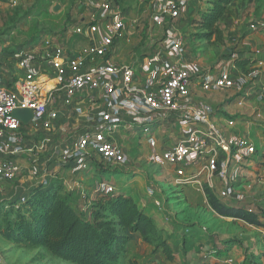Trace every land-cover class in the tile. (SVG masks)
<instances>
[{
    "label": "built area",
    "instance_id": "2783aa9c",
    "mask_svg": "<svg viewBox=\"0 0 264 264\" xmlns=\"http://www.w3.org/2000/svg\"><path fill=\"white\" fill-rule=\"evenodd\" d=\"M89 5L96 10L91 21L73 29L86 39L80 47L58 39L46 40L39 49L18 48L0 39V179L13 181L26 170L10 156L36 153V146L27 150L23 143L28 134L43 132L41 152L47 144H55L56 130L73 126L75 133L56 145L52 158L61 166L85 170L95 156L103 165L126 164L129 154L116 141V133L120 127L142 126L151 162L198 168L197 175H208L210 187L214 176L220 179L222 197L241 199L236 185L244 182L251 160L262 151L249 137L230 138L213 120L208 104L192 101L196 80L205 90L243 85L230 64L209 73L197 63L183 61L184 39L174 22L192 14L193 6L188 0L153 1L155 22L168 24V29L162 47L137 66L115 59L127 29L118 0H91ZM251 72L260 76L257 69ZM82 106L86 111H80ZM15 109H29L30 120L24 123L15 117ZM170 119L178 122L184 135L160 149L154 128ZM49 163L42 167L43 184L48 183ZM28 171L36 173L32 168ZM179 177L178 184L197 176ZM26 201L22 196L19 205ZM248 210L255 212L252 207ZM0 264H4L1 256Z\"/></svg>",
    "mask_w": 264,
    "mask_h": 264
},
{
    "label": "rangeland",
    "instance_id": "374dc122",
    "mask_svg": "<svg viewBox=\"0 0 264 264\" xmlns=\"http://www.w3.org/2000/svg\"><path fill=\"white\" fill-rule=\"evenodd\" d=\"M126 1L127 4L124 5ZM153 1L118 0L127 22V37L120 41L114 54L117 61L122 63L142 62L148 54L150 55L162 47L163 30L167 28L168 24L159 25L155 22L152 10ZM190 1L193 8L196 9L195 13L182 16L174 22V25L184 39L183 49L186 56L193 60L194 58L204 57L203 64L209 66V73L218 71L224 65L230 64V66H233L237 58L236 53L242 52L250 56L256 54V48L261 51L264 50V27H261L264 26V0ZM55 2L62 5L59 11H54ZM90 2L91 0H0V39L7 41V43L16 44V46L23 44L28 47L42 46L46 40H54L56 37L66 42L67 31L70 28L86 25L91 21V16L96 10L89 5ZM219 3L225 6L226 11L217 21L215 32L209 34L203 27V16ZM252 25H255L258 29H252ZM255 38H260L262 43H256L258 39ZM245 47L248 49H245ZM144 55L145 57L141 59ZM250 68L251 70H259L260 76L263 74L262 78L259 76L256 79L257 82L264 81L262 67L253 66ZM201 70L206 72L202 67ZM241 72L237 70V77L241 76ZM252 86L255 85L252 84ZM257 89H260V92L264 94L262 85ZM245 101L249 100L245 99ZM252 101H255V99ZM258 104L263 113L264 105ZM90 108L92 109V106ZM80 111H86L84 106ZM75 131L76 129L68 124L61 129L62 134L55 135L57 137L55 139L64 141L70 138ZM34 134V143L38 146L41 138L37 136L36 132ZM115 139L127 149L128 162L121 167L101 165V168L103 171L114 172L116 174L115 178L122 177L119 179L121 186L130 184V191H127V193L131 194L134 200L139 203L140 199L143 198L146 184L149 185L150 182L158 183L162 168L149 160L151 149L142 126L120 127ZM59 143L60 141H57L55 144L45 147V151H41L38 155L39 160L44 159ZM93 165L97 166L96 162ZM87 170L88 172L93 171H90V168ZM15 185V183L2 184L0 190L5 187L10 189ZM246 187L247 195L257 191V195L253 197L254 201L256 199L264 200V183L251 184V182H248ZM167 190L166 196L171 198L173 189ZM2 202L0 203V256L3 258L4 264H73L53 256L45 248L35 246L32 238L25 232L29 224L34 227L31 214H28L27 210L26 215L15 211L6 212L1 207ZM173 202L176 204L177 212H179L178 216H174V218L180 220L183 218L184 221H179L180 224H188L191 227L197 224L198 228L203 231L202 235L208 236L211 234L213 237L226 235L236 241L245 242L243 236H246L245 233L249 234L250 232V228L244 223H240V221L228 220L231 222H226V219L208 211L200 216L195 209L185 207L181 195L176 196ZM33 209L34 207H30V213ZM195 220L198 223L193 222ZM185 240H187L186 243ZM192 242L191 235H184L185 248L183 249L185 253L192 252L194 247ZM239 246L242 248L245 243H241ZM244 251L245 257H248L249 251ZM154 259V250L152 251L148 246L133 242L128 245V252L124 258L125 264L151 263ZM154 262L156 264L166 263L164 258H156Z\"/></svg>",
    "mask_w": 264,
    "mask_h": 264
},
{
    "label": "crops",
    "instance_id": "0c3cea01",
    "mask_svg": "<svg viewBox=\"0 0 264 264\" xmlns=\"http://www.w3.org/2000/svg\"><path fill=\"white\" fill-rule=\"evenodd\" d=\"M188 3L192 5L190 0H188ZM54 4L56 5V2ZM126 4L127 1L124 5ZM74 27L67 31L68 36L66 38V42L70 47H80L86 43V39L80 35L74 34ZM58 39L60 38L56 37L53 41H57ZM255 39H258L256 43H262L260 38ZM12 45L18 48L31 49H39L43 46L37 45L28 47L23 44H19V46H16V44ZM251 45L253 44L251 43ZM245 49L248 48L245 47ZM236 57H247L253 59L252 63L249 67H247V71L236 67L235 63H233V67H235L236 72L237 70L242 71L241 76H239L243 78V85L241 89L228 88L205 90L200 84V81L196 80L191 87V98L193 102L198 104L206 103L212 108L213 120L226 135L230 138L238 135L249 137L257 144L262 153L251 160L250 166L246 169L244 174V182L236 185V190L243 194L241 199H236L232 196L222 197L220 195L222 186L220 179L217 176H214L212 178L213 187H210L207 185L208 175L206 173L197 175L198 168L172 166L166 162H162V160L157 163L152 162L162 168V173L160 174L158 183L150 182L149 185L146 184L142 195L143 198L140 199L139 203H137L155 220L156 225L163 229L165 239L173 248L174 259L169 260L161 249L155 251V247L153 245L144 243L138 235H135V238L131 239L129 244L133 242L150 247V249L155 252L154 260H156V258H164L166 262L165 264H264V214L260 211L261 206L264 205V200L262 199L260 201L256 199V201H254L255 199L253 197L257 195V191H253V194L250 195H247L245 191L248 182H251V184H255L257 182L259 184L264 183V112L262 113L258 107V103L264 105V94L260 92V89H257L261 85L264 88V81L260 80V82H257L256 79L259 77H254L251 74L252 72L250 68L251 66H259L264 70V50L261 51L256 48V54L254 55L248 56L240 52L236 53ZM182 58L183 61L187 63L196 61L194 63H197L206 72L209 71V66H204L203 64L204 57H200L198 59L194 58V60L190 59L186 56L184 50ZM260 61H262V63H259ZM262 76L263 74H261L260 78H262ZM252 84L255 86H252ZM248 97H255L251 98L252 100L255 99V101H252ZM245 99L249 101H245ZM154 130L160 149L165 146L167 147L173 145L184 135V129L173 119L167 120L165 124L161 126H156ZM36 133L37 136L41 138V140H39V147L34 143V133L28 134L23 141L27 150L36 146V153L27 151L20 155L16 154L10 156L16 163L21 164L24 168H26V170L21 175H18L13 181H4L0 179V186L2 184L5 185L6 183L16 184L13 188L9 189L8 187H5L0 190V203L5 199L16 200L22 196H26L29 191L35 189L39 185H47L52 179H62L66 187L65 189L71 191L74 190L83 196L90 195V198H95L96 195L99 194L115 195L121 193L131 196V194L127 193V191H130V184L121 186L119 184V179L122 177L115 178L114 176L116 174H114V172H107L106 170L103 171L101 168V165L103 164L100 162L98 156H95L90 164V171L93 170L91 172H88V168L85 170H75L69 164L61 166L57 159L56 161L52 158L54 148L45 156L44 159L39 160L38 155L41 153L39 150L42 147L43 132ZM59 133L62 134L61 130H56L52 134L54 136L53 138L55 143L57 141L61 142L60 139H55L57 138L55 135H58ZM50 145L51 144H47L45 147L47 148V146ZM47 161L48 163L51 162V164L49 163V172L47 175L48 183L43 184L42 167H44ZM95 162L97 166L93 165ZM104 166L117 167V165L114 166L112 164H105ZM121 166L123 165H120V167ZM30 168L35 169L36 173L30 174L28 171ZM92 172L93 174H91ZM180 172L182 174H179ZM193 175H196L197 177L191 182L177 183V180L180 178L179 176L189 177ZM199 183H202V187ZM171 188L173 189V195L170 198L166 196V192L168 191L167 189ZM207 190L212 192L226 205L244 207L246 209L252 207L255 213L259 215V219L262 224L253 225L241 219L219 215L209 206ZM180 195L183 197V204L185 207L187 206L195 209L200 216L208 211L211 212V214H216L217 216L226 219V222L240 221V223H244L248 228H250L249 234L245 233L246 236H243L245 242L237 241V243H231V237L226 235L213 237L209 234L208 236H205L202 235L203 231L198 228L197 224L194 227H191L188 224H180L179 221H184V219L181 218L180 220L178 218H174V216H178L179 212H177L176 204L173 202L174 199H176V196L178 197ZM193 222L198 223L196 220ZM186 234L192 236V245H194V247L192 248L191 253H185L183 249L185 248L184 235ZM186 242L187 240H185V243ZM241 243H245V246H243L244 249L239 246ZM213 247H216V249H213ZM244 250L249 251L248 257H245ZM154 260L151 263L144 262L142 264H156Z\"/></svg>",
    "mask_w": 264,
    "mask_h": 264
},
{
    "label": "trees",
    "instance_id": "16d2710c",
    "mask_svg": "<svg viewBox=\"0 0 264 264\" xmlns=\"http://www.w3.org/2000/svg\"><path fill=\"white\" fill-rule=\"evenodd\" d=\"M225 11V6L219 3L203 16V27L209 34L215 32L216 23ZM167 29L168 26L163 35ZM252 61V58L239 57L234 63L247 71ZM140 63L137 61L135 65ZM65 188L62 179H52L47 185H39L29 191L25 203L19 205L20 198L16 201L7 199L1 207L6 212L24 215L27 210L33 217L34 227L29 224L25 232L33 244L73 264H125L128 244L135 235L144 243L153 245L155 251L161 249L169 260L174 259L173 248L165 239L163 229L132 196L120 193L90 198V195L83 196ZM207 197L209 206L221 216L241 219L253 225L262 224L255 212L226 205L209 190ZM30 207H34L31 213ZM260 211L264 214V205ZM230 242L237 243L234 239Z\"/></svg>",
    "mask_w": 264,
    "mask_h": 264
},
{
    "label": "water",
    "instance_id": "95a60500",
    "mask_svg": "<svg viewBox=\"0 0 264 264\" xmlns=\"http://www.w3.org/2000/svg\"><path fill=\"white\" fill-rule=\"evenodd\" d=\"M61 7L62 5L60 3H57L54 6V11H59ZM13 115L18 119L22 120L24 123H27L32 116L31 111L29 109H15L13 111Z\"/></svg>",
    "mask_w": 264,
    "mask_h": 264
}]
</instances>
